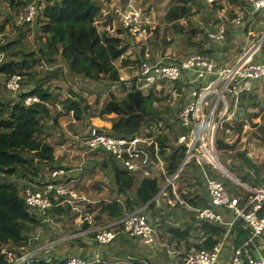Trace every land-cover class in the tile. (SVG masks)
<instances>
[{
  "label": "trees",
  "instance_id": "obj_1",
  "mask_svg": "<svg viewBox=\"0 0 264 264\" xmlns=\"http://www.w3.org/2000/svg\"><path fill=\"white\" fill-rule=\"evenodd\" d=\"M30 1L10 0L9 6L0 10V54L3 55L0 62V79L3 80L2 84L0 83V264H12L8 258L9 255L17 258L32 250L33 247L41 246L42 237L40 234L45 235L46 223L51 221L62 223L74 209L72 205L64 202L60 206L40 213L28 209L24 203L26 188L37 191L48 183L64 185L80 175L78 172H69L68 170L74 163L72 161L63 163L61 154L57 155L56 148L47 142L44 132L48 129V124L57 127L60 117L68 116L72 112L74 120L83 125L79 132L85 133L90 127H93L89 124L90 118L104 119L112 115L111 126L106 128V135L125 139L142 134L152 137L160 148V155L165 162L166 176H171L178 169L186 153V147L183 144H178L177 138L188 133L176 118L181 107L177 108L175 116L172 117L159 105L167 98L165 95L167 86H174L178 92L181 87L191 91L207 84L210 80V78H204L189 84L188 80L192 78V75L183 73L182 78L175 82L143 86L133 81L132 85L128 87L124 81H121L115 63L118 60L122 62L128 60L124 56L132 42L130 27L121 24L115 35L106 29L99 30L100 24L109 23L110 20V18L104 19L102 15L101 0H39L37 4L40 9L37 10L34 19L28 23L18 22L19 14ZM173 2L174 5H171L166 13V20L177 27L176 22L188 17L196 0H173ZM228 2L236 3L237 0H228ZM217 3L218 0H215L212 4L214 10L217 8ZM243 6V1L240 0L235 13ZM218 8H220L219 5ZM235 13L231 14V17ZM257 16L255 15V17ZM249 17V15H245L243 22L246 19L249 20ZM15 20L17 26H14L13 38L5 37L7 25L15 23ZM211 31L216 32V29L212 27ZM30 35L33 36V47L28 42ZM118 35L123 37L119 38ZM225 37L226 39L222 42L223 46H213L215 41L208 38L211 45L206 48L199 47L195 54L212 60L221 67L222 63L230 59V26L226 29ZM189 56L191 55L179 60H161L160 63L178 65ZM142 60H146L148 63L157 62ZM38 64L41 71L36 70ZM224 66L230 67V65ZM46 70L53 71V73L58 72L61 76L66 74V79L70 82L80 79L88 85L95 84L98 86V90H101L100 93L111 87L115 89V92L106 95L97 111L83 95L70 90L65 99L58 101L57 95L51 92L49 87H44L46 77L45 75L43 77L41 73ZM12 75L22 77L21 89L14 95L5 88L6 81ZM50 76L57 75L50 74ZM250 86L248 90L242 91L238 96L237 104L240 108L243 102L254 108L258 106L249 92L251 89L264 86V83L253 82ZM118 91H123L121 97L116 94ZM6 94L11 95L12 98H6ZM30 96L39 98V103L25 106L24 99ZM228 98L230 112L233 99L227 96L226 99ZM99 100L98 95L95 104H98ZM57 106L60 109H57ZM256 117H258V113L247 115L250 122L252 118ZM161 122H164L173 134V142L164 134L145 133V129H150L151 125ZM220 128L225 131L231 129V126L223 122ZM238 130L241 131V129ZM260 130L264 134V129L260 128ZM66 138L63 137L62 140L66 141ZM215 144L217 153L218 151L226 152L236 149V144H228L217 135ZM149 150L152 152L153 146ZM92 154L97 158L85 160L86 164L83 170L87 169L86 165L91 164L97 165L101 171L106 173L109 178L107 192L94 204L82 203L77 206V208L83 206L82 211L77 209L82 220L79 227L73 229V233H80L103 223H110L123 217L126 212H134L142 207H145L144 212H149L155 203H159L163 210L159 220L162 223V225L160 224L162 228H165L163 222L166 219L173 218L175 221L179 219L176 212H182L183 205L175 202L174 206H170L164 196L153 200L165 184L164 175L156 172L150 177H142L138 173L126 170L118 160L107 153L95 151ZM238 156L242 161L238 166L242 167L245 173H238L235 170L236 166H230V164L225 166V169L241 183L249 184L252 189H257L264 184V176L261 175V171L264 170V161L262 163L253 161L252 157L244 150L238 153ZM57 168L64 169L66 173L50 180L49 173ZM204 168L207 172L208 169H211L210 173L212 176L214 175L213 177L227 181L210 165H205ZM186 182L189 189H183V186H180ZM174 183L180 199L188 206L199 209L212 208L205 191L201 170L194 160L182 168ZM100 185V183L94 184L92 188L95 186L100 188ZM231 186V188H227L232 196L239 198L240 204H243L251 196L249 193L244 195L238 193L235 184H231ZM72 189L91 200L87 195L90 192L80 183L74 184ZM166 190L167 194L173 198L172 190L170 188ZM214 209L221 214L218 208ZM74 215L78 214L74 213ZM187 215L188 221L182 223L183 227H168L166 231L172 234L177 240L176 244L179 245V240L185 239L184 243L186 244L189 233L199 230L197 236L193 237V240L197 241V244H194V252L212 251L223 238L226 227L220 223L197 220L193 212H189ZM221 215L223 216V214ZM259 215H264V202ZM88 218L91 219V224L88 222ZM223 219L227 220L224 216ZM240 230L242 229L240 228ZM85 237L92 238L93 243L102 248L101 256L94 264H115V262L118 264H151L149 260L138 258L133 254L138 246L148 247L140 239L118 235L109 244L100 246L96 243L94 234L70 237L64 242H58V245L48 253L33 257L23 264H65L61 259L63 255H56L57 248L66 243L68 247L74 248L79 245L76 248L82 249L83 252L82 239ZM119 249H124L125 252H120ZM82 252L80 256L83 258Z\"/></svg>",
  "mask_w": 264,
  "mask_h": 264
},
{
  "label": "built area",
  "instance_id": "obj_2",
  "mask_svg": "<svg viewBox=\"0 0 264 264\" xmlns=\"http://www.w3.org/2000/svg\"><path fill=\"white\" fill-rule=\"evenodd\" d=\"M214 1L204 0V3L210 6ZM242 1L243 8L230 19L223 16L224 20L217 31L208 35L210 39L216 41L224 39L225 27L223 23L225 21H229L234 26H240L245 15L255 16L264 13V0ZM38 2L39 0L28 2L19 14L18 22H31L37 10L40 9ZM257 50L258 47L254 52L245 55L235 65L225 68L217 66L214 61L196 54L183 59L178 65H164L160 61L148 63L146 60L138 63L136 77L138 85L148 86L161 82H175L182 78L183 73L192 75V78L188 80L189 84L204 78H210L207 84L190 91L189 101L176 114L178 122L188 134H182L177 138V143L186 147V153L178 169L171 176H166L165 162L160 155V148L152 137L139 135L131 139L115 138L106 135L96 127H90L85 133L67 132L68 140L66 139L56 148V152L59 154L60 152L70 153L71 144H73L74 149L80 150L75 155L80 163L75 162L72 168L68 170L69 172L81 174L84 168L85 156L95 151H101L113 156L126 170L138 173L142 177H150L156 172L161 173L165 176V184L153 200L159 196H164L171 206L178 202L180 205L188 207L176 192L174 182L182 168L191 160H194L201 170L212 208H191V210L197 220L220 223L226 227V232L212 251L200 250L193 252L186 256L184 264H219L220 254L225 242L233 227L237 224L247 230L249 234L246 244L264 238V215H259L264 202V187L249 189L251 196L243 204H240L239 198L232 196L229 189L222 182L212 179L204 168L205 165H210L216 171L222 173L215 137L228 114L226 97L229 96L233 99V103H237L239 94L247 90L245 88L247 85L250 86L253 82L264 83V64L252 62ZM2 59L3 55L0 54V62ZM21 81L22 77L20 75H12L5 83L6 90L12 95L18 93L21 89ZM217 87H220L219 92L215 100L210 102V97ZM114 92L115 89L111 87L106 91V94ZM33 103H39V98L30 96L24 99L25 106H30ZM218 105L224 107L222 112L217 110ZM69 115L72 118L70 123L73 124L75 120L72 112ZM96 131H101V133H96ZM151 146H153L152 152L149 150ZM65 173L66 171L62 168L53 169L48 178L54 180ZM76 179H78V176L64 185L48 183L37 191L26 188L24 190L25 206L30 210L43 213L48 209L60 206L64 202L72 205L74 209H77V206L82 203H96V201L89 200L72 189V186L77 183ZM236 186L242 187L243 185L237 183ZM168 188L172 190L173 198L167 194L166 189ZM144 208L142 207L134 212H126L119 219L110 223H103L71 237L94 234L96 243L102 246L109 244L118 235H125L140 239L146 246H152L157 242V234L145 215ZM214 208L231 212L233 217L229 221H224L223 216L217 213ZM88 222L91 224L90 218H88ZM56 245H58V241L35 247L17 258L12 255H9L8 258L12 264H23L33 257L48 253ZM241 254V248H235L231 259L226 264H264V249L245 258H241ZM61 259L65 264H94L98 262V258L85 259L68 252L64 253Z\"/></svg>",
  "mask_w": 264,
  "mask_h": 264
},
{
  "label": "rangeland",
  "instance_id": "obj_3",
  "mask_svg": "<svg viewBox=\"0 0 264 264\" xmlns=\"http://www.w3.org/2000/svg\"><path fill=\"white\" fill-rule=\"evenodd\" d=\"M9 1L10 0H0V10L3 7H8ZM239 2L240 0H237L236 3L228 2V0H218L217 8L214 10L213 5L209 6L205 4L204 0H196L195 5L192 6L188 17L178 20L176 22L178 26L174 27L173 24H170L166 20V13L169 7L174 5L173 0H101L103 7L102 15L104 19L110 18V20L109 23H102L98 27L99 30L106 29L109 31V33L114 35L121 27V24L130 27L129 32L132 36V42L130 43V46L128 47V50L124 56V58H128V60L125 62L118 60L115 63L119 70L121 81H124L125 85L130 87L133 81L136 82L135 79L137 77L139 60L147 59L160 62L161 60L166 59H170L171 61L179 60L188 55L195 54L199 47L206 48L208 45H211L208 40V38H210L208 35L215 33L211 31V28L213 27L217 31L218 27L224 20L223 16L227 19L232 18L231 14H234L238 9ZM218 5L220 8H218ZM228 22L229 21H225L223 24L225 27V32L229 26L231 30L230 59L222 63L221 67L225 68L224 65H235L249 52H254L257 47L258 50L254 54L252 62L264 64V13L259 14L257 17L250 16L249 20H244L240 26H234ZM14 26H17L16 20L15 23L12 22L7 25L5 37L13 38L15 33ZM32 35L28 36V42L31 47H33ZM118 36L119 38L123 37L122 35ZM225 39V34L223 40L216 41L211 39L215 41L212 45L223 46L222 42H224ZM39 68L40 65L38 64L36 66V70L41 71ZM41 74L43 77L44 75L46 77V80L44 81V87H49L51 92L57 95L58 101L65 99L69 95L68 93L70 90L74 93L83 95L87 99L88 103L92 105L95 111H97L101 107L102 102L107 95L106 90L100 93L101 90H98V86L95 84L88 85L85 81L80 79H76L73 82L68 81L66 79V74L61 76L58 72L53 73V71L50 72L47 70L43 71ZM50 74H55L57 76H50ZM2 82L3 80L0 79L1 84ZM250 87L251 86L247 85L245 88L248 90ZM219 88L220 87H217L214 90L212 96L210 97V102L215 100L216 95L219 92ZM179 90L180 92H178V89L174 88V86H167V92L165 94L167 95V98L164 99L159 105L162 110L167 111V114L172 117L175 116L177 108L185 105L190 97V91L185 87H181ZM249 93L250 96H253L255 102L258 103V106L254 108L243 102L242 107L240 108L237 103H232V107L229 112L230 100L228 98V114L224 122L228 123L231 126V129L223 131L221 128H219L217 131L218 134H216L217 137L223 139L226 143L236 144V149L234 150L226 152L218 151V160L221 166L224 170H226L225 166L229 164L230 166L234 165L236 166L235 170L242 174L245 173V170L238 166L239 162H242L238 156V153L241 151H246V153L252 157L253 161L255 160L257 163H262L264 161V134L260 130V128L264 129V86L251 89ZM116 94L121 97L123 95V91H118ZM98 95L100 100L98 104H95ZM5 96H7L6 98H12V96L8 94ZM209 101L208 103H210ZM57 109H60V107L57 106ZM223 109L224 107H222V105L217 106L218 111L222 112ZM253 113H258V117L252 118L250 122V120L247 118V115ZM112 117L113 116L111 115L104 119L97 117L90 118L89 124L102 130L106 134V128L111 126ZM71 120L72 118L70 115H64L58 120L57 127L53 126V124H48V129L44 132V137L46 138L47 142L53 147L57 148L59 144L64 142L62 140L63 137L64 139L67 137L66 139L68 140L67 132H79L83 125L77 123L76 121L71 124ZM238 129H241V131ZM148 132L154 135L164 134L171 142H173V134L170 132L169 128L165 126L164 122L158 123L157 125H151L150 129H145V133ZM142 135L145 137V134ZM72 145L73 144L70 145V153L60 152V156L62 157L61 159L63 160V163L72 161L74 164L75 162L79 164V159L77 156L75 157V155L79 153L80 150L74 149ZM57 155H59L58 152ZM90 158H97V156L92 153L85 156V160ZM85 164L86 162H84L83 165ZM86 167L87 169L82 171L80 176H78V179H76V182L80 183L81 186L90 192L87 195L92 201H97L106 194L109 178L106 173L98 168L97 165L88 164ZM210 170L211 169H208V173L211 174L210 177L222 182L226 187L231 188V184L236 185L237 182L241 183L227 170L226 172L231 176L232 180L227 178L221 172L219 173L224 179H227V181H222L221 179L215 178L213 177L214 175L212 176V173H210ZM263 173L264 170L261 171L262 176H264ZM99 183L101 184L100 188L97 186L92 188L94 184ZM241 184L244 188L238 186V193L244 195L245 193H249V189H252L249 187V184ZM77 209L82 211L83 206H80ZM77 209H73V211L63 220L62 223L55 221L46 223V228L44 229L45 235L42 236L40 234V237H42L41 244L47 245L54 242V240L58 242H64L71 236L78 234L76 232L73 233V229L78 228L82 220L81 215L78 213L79 211L77 212ZM218 210L226 219L229 218L230 220L233 217V213L227 214L223 212L224 210L222 209ZM74 213L78 215H74ZM168 227L169 226H166L165 228L168 229ZM159 229H161V227ZM156 234V244H158H154L152 247L157 249L156 252L159 256V259L162 260L164 255L169 256V252L174 254V242L166 239L164 237L166 234H161V231L156 232ZM255 242L256 241H254L253 245ZM77 246L79 245H76V247ZM73 248L74 247H68V245L64 243L62 247L57 248L55 253L56 255H62L64 252H69ZM32 249H34V247ZM226 249H228V246H225L222 249L219 258V264L221 257H223L227 251ZM176 255L177 254H174L172 256ZM180 256L181 255H177L175 258H178L184 262L185 257ZM115 264L118 263L115 262Z\"/></svg>",
  "mask_w": 264,
  "mask_h": 264
},
{
  "label": "crops",
  "instance_id": "obj_4",
  "mask_svg": "<svg viewBox=\"0 0 264 264\" xmlns=\"http://www.w3.org/2000/svg\"><path fill=\"white\" fill-rule=\"evenodd\" d=\"M180 186H183V189H189L187 182L184 183L183 185H180ZM178 187H179V185H178ZM204 187H205V185H204ZM261 187H264V184H262L258 188H261ZM205 191H206V189H205ZM191 208L193 209V207H191V206H188V207L184 206V209H181L182 212H178V211L176 212V216L179 219H177L176 221L173 218L166 219L163 222V225L165 227L169 226L171 228L183 227L182 223H184L186 220L188 221L187 213L193 212L191 210ZM144 213L147 216L150 224L154 227L156 232L161 231V234L162 233H164V235L166 234L165 236L163 235L166 239H168L171 242H174V244H175V248H174L175 250H173L174 254L181 255L182 257L186 258L187 255H189L195 251V245L194 244H197V241L193 240V237L197 236V234L199 233V230L191 231L189 233V236H187L188 242L186 244L184 243L185 242V239H184V240H179L180 243H179V245H177L176 244L177 240L172 236V234L170 232H167V231L165 233V230L167 228L161 227L162 223H160L159 220H160V216L163 213V210H161L159 203H155L149 212H144ZM226 221H229V218ZM160 227H161V229H159ZM156 228H157V230H156ZM240 228L242 230H240ZM247 234H248L247 230H245L242 226L237 224L233 227L232 231L230 232V235L228 236V238L225 242L224 247L228 246V249H226L227 251H226L225 255H223V257H221L220 264H226L229 262L235 248H241V250H242L241 258H245L248 255H255L257 251H261L264 249V238L254 240V241H256L254 245H253L254 241L252 243L246 244L247 239L249 237V234H248V236H247ZM82 244L84 245L83 252L81 251L82 249L80 250V249L75 247L72 250H70L68 253H71L72 255H75V256H80V253L82 252L83 258H85V259L100 258L101 253H102V248L97 247L93 243L92 238L85 237L84 239H82ZM157 244H155V245H157ZM156 250L157 249L156 248L154 249L152 246H148V247L138 246L135 249V251L133 252V254H134V256L137 255L138 258L149 260V262L151 264H184V262L182 260L175 258L177 255L172 256V255H174V254H172V252H169V256L164 255V258L162 260H160L159 256L157 255ZM119 251L125 252L124 249H119ZM80 257H82V256H80Z\"/></svg>",
  "mask_w": 264,
  "mask_h": 264
},
{
  "label": "water",
  "instance_id": "obj_5",
  "mask_svg": "<svg viewBox=\"0 0 264 264\" xmlns=\"http://www.w3.org/2000/svg\"><path fill=\"white\" fill-rule=\"evenodd\" d=\"M96 133H101V131H96ZM221 171L222 174H224L227 178H229L230 180H232V178L230 177V175L226 172V170L223 169V167L221 166ZM237 182V181H235Z\"/></svg>",
  "mask_w": 264,
  "mask_h": 264
},
{
  "label": "bare ground",
  "instance_id": "obj_6",
  "mask_svg": "<svg viewBox=\"0 0 264 264\" xmlns=\"http://www.w3.org/2000/svg\"><path fill=\"white\" fill-rule=\"evenodd\" d=\"M231 177V176H230ZM238 183V182H237Z\"/></svg>",
  "mask_w": 264,
  "mask_h": 264
}]
</instances>
